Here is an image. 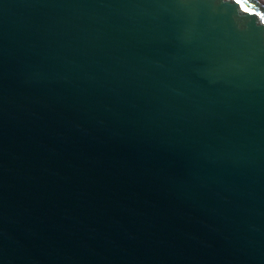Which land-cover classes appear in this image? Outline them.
<instances>
[{
	"label": "water",
	"instance_id": "obj_1",
	"mask_svg": "<svg viewBox=\"0 0 264 264\" xmlns=\"http://www.w3.org/2000/svg\"><path fill=\"white\" fill-rule=\"evenodd\" d=\"M0 0V264H264V2Z\"/></svg>",
	"mask_w": 264,
	"mask_h": 264
},
{
	"label": "snow or ice",
	"instance_id": "obj_2",
	"mask_svg": "<svg viewBox=\"0 0 264 264\" xmlns=\"http://www.w3.org/2000/svg\"><path fill=\"white\" fill-rule=\"evenodd\" d=\"M237 4H241V7L244 8L245 11H248V8L244 6V4L241 3V0H236Z\"/></svg>",
	"mask_w": 264,
	"mask_h": 264
},
{
	"label": "bare ground",
	"instance_id": "obj_3",
	"mask_svg": "<svg viewBox=\"0 0 264 264\" xmlns=\"http://www.w3.org/2000/svg\"><path fill=\"white\" fill-rule=\"evenodd\" d=\"M261 1H263V2H264V0H261Z\"/></svg>",
	"mask_w": 264,
	"mask_h": 264
}]
</instances>
